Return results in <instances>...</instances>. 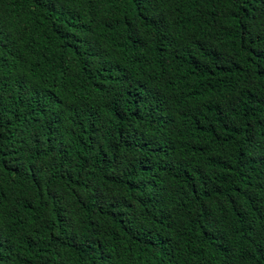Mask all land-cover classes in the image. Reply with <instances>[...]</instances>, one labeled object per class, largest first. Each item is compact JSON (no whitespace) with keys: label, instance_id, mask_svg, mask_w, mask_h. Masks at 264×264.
Wrapping results in <instances>:
<instances>
[{"label":"trees","instance_id":"1","mask_svg":"<svg viewBox=\"0 0 264 264\" xmlns=\"http://www.w3.org/2000/svg\"><path fill=\"white\" fill-rule=\"evenodd\" d=\"M0 264H264V0H0Z\"/></svg>","mask_w":264,"mask_h":264}]
</instances>
